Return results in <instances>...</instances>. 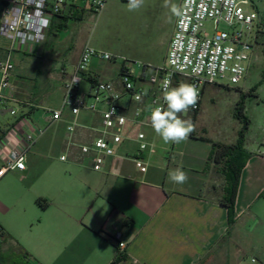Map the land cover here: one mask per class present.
<instances>
[{"label": "crops", "instance_id": "obj_1", "mask_svg": "<svg viewBox=\"0 0 264 264\" xmlns=\"http://www.w3.org/2000/svg\"><path fill=\"white\" fill-rule=\"evenodd\" d=\"M253 8L264 23V10L260 12L257 5ZM90 14L93 12L87 9L67 8L54 20L43 42L12 52L13 101L0 106V139L5 138L24 116L40 128L48 127L45 109L61 105L64 84L89 40L83 22ZM77 16L79 19L75 18ZM173 33L168 41V51ZM4 40L0 37V62L6 60L10 51V42ZM52 52L58 62L52 61L48 65L60 67V73L58 70L53 79L47 78V87L39 77L28 83L32 65L46 64L45 56ZM251 57L255 61L264 58V32ZM69 60L73 62L71 73L66 68ZM250 61L247 70L253 65ZM102 63L107 64V68L98 69ZM115 64L94 58L88 74L100 81L114 82L119 87L121 65L117 68ZM143 64L155 68L162 66L153 61ZM51 72L53 74V69L46 76ZM84 82L91 88L89 80ZM12 109L17 111L16 116L10 115ZM64 117L63 122L49 126L46 135L31 149L26 158V169L9 173L17 180V186L23 187L53 151L58 163H70L81 170L65 174L57 166H50L43 170L45 177L41 189L33 184L23 187L24 195L16 198V203L26 202L36 207L42 213L40 220H12L7 216L10 212L0 210L2 264H15L14 255L19 249L28 256L23 264L29 261L38 264H113L117 249L112 237L117 232L123 233L127 241L126 258L117 264H214L219 257H225L227 264L230 258L245 251L241 236L237 234L243 216L248 215L249 225L252 223L255 227L258 224L264 231V143L261 144L263 149L251 153L242 171L235 202V224L230 226L228 211L220 203L226 186L223 166L212 158V143L192 135L191 141L197 144L191 145L187 140L174 144L169 155L162 138L152 127H144L148 141L162 150L143 154L150 164L146 173H140L131 160L118 158L108 159L104 171L95 172L83 165L85 159L80 156L72 155L70 161H60L59 157L66 149V122L71 115L66 112ZM80 120L94 124L98 118L83 114ZM89 137L84 131H78L76 135L80 141H87ZM3 158L0 151V168L4 164ZM176 168L187 173L185 183L169 180L168 173ZM29 228L38 235L34 243L27 238ZM248 238L246 249L253 251L256 260L260 258L264 262V234L248 231Z\"/></svg>", "mask_w": 264, "mask_h": 264}, {"label": "built area", "instance_id": "obj_2", "mask_svg": "<svg viewBox=\"0 0 264 264\" xmlns=\"http://www.w3.org/2000/svg\"><path fill=\"white\" fill-rule=\"evenodd\" d=\"M105 5L106 0H0V37L10 42L7 58L0 62V106L13 101L11 55L14 50L43 42L54 20L67 8L87 9L100 15ZM251 5L250 0H182L166 64L158 68L111 53L106 58L105 53L109 52L86 43L71 77L64 84L60 107L45 109L48 127L40 128L24 116L0 139L4 157L0 178L9 172L25 170L31 149L49 126L65 120L66 112L71 118L66 122V149L60 161L68 162L70 156H80L85 159L84 166L103 172L108 159L118 158L131 160L140 173H146L150 164L142 156L147 152L155 154L158 148L148 141L143 128L151 127L149 117L155 107L166 108L162 100L164 80L171 78L172 86L185 82L197 88L198 102L187 114L200 111L207 87L238 86L246 75L251 52L264 32L260 14ZM208 24L212 25V31L207 28ZM221 25L226 30H221ZM94 58L108 63L121 62L119 87L114 82L89 76L88 69ZM134 66L140 69L138 76ZM87 80L91 88L81 92L80 87ZM10 114L16 116L17 111L12 109ZM83 114L97 117V123L81 122ZM78 131L90 135L89 139L78 140ZM1 236L0 228V247ZM112 241L117 256H125L127 241L123 233L117 232Z\"/></svg>", "mask_w": 264, "mask_h": 264}, {"label": "rangeland", "instance_id": "obj_3", "mask_svg": "<svg viewBox=\"0 0 264 264\" xmlns=\"http://www.w3.org/2000/svg\"><path fill=\"white\" fill-rule=\"evenodd\" d=\"M181 1L145 0L143 7L129 11L128 0H106V5L100 15L90 14L84 19L83 23L89 36L87 43L97 50L109 52L131 62L143 64L153 61L164 66L168 41L175 28ZM250 2H252L251 6L257 5L260 12L264 10V0H250ZM248 8L252 9L250 6ZM207 28L210 31L213 29L211 24H208ZM220 29L226 30V27L221 25ZM53 40L54 37L50 39V42ZM53 54L54 52L45 56V60L48 62L45 61L46 64L41 67L32 65L29 70L30 78H27L28 83H32V79L39 77L40 82L41 79L45 80H42V82H46L43 83V86L47 87V78L56 76L58 70L60 73V67L48 65L49 62V64L58 62ZM69 61L68 64L66 63V68L71 73L70 65L73 62ZM250 62L253 65L246 71L244 79L238 86L207 87L200 111L196 114H181L182 119L190 120L194 125V131L187 139L191 145L197 144L191 141L193 137L195 139L202 138L213 145L227 146L237 145L244 139L243 148L247 152L252 153L263 149L261 144L264 143V58L255 61L254 57H251ZM120 63L119 61L115 64L117 68H120ZM101 68H107V64L102 63L98 66V69ZM52 69L53 74L51 72L46 76V73ZM134 69L135 75L138 76L140 69L136 66ZM88 89H90V84L87 82H84L80 87V91L83 92ZM238 105L244 106V115L249 121L247 129L245 123L237 117ZM10 115L8 117H11ZM165 145H167L166 149L169 150L170 155L174 150V143ZM157 150L158 152L162 151L159 147ZM56 156L55 151L51 152L48 157L46 156L43 166L37 168L31 180L24 186L33 184L41 189L45 177L43 170H48L50 166H57L56 168L65 174L69 171L73 173L81 170L80 167L72 166L70 163L68 165L58 163L55 160ZM17 184L12 173L6 175L3 180L0 179V210L10 212L7 216L12 220H40L42 213L40 210L37 211L36 207L31 204L27 205L26 202L24 204L16 203V198L24 195V186L19 187ZM249 221L248 215L243 216L237 230V234L241 236V246L245 251H241L239 256H235L236 259L230 258L227 264H264L260 258L256 260L252 250L246 249V245L249 243L248 231L254 234L255 232L264 234L260 225L257 224L254 227L252 223L249 225ZM26 235L32 243L38 237L34 229L30 228ZM225 260V257H219L214 264H225ZM27 264H33V262L29 261Z\"/></svg>", "mask_w": 264, "mask_h": 264}, {"label": "clouds", "instance_id": "obj_4", "mask_svg": "<svg viewBox=\"0 0 264 264\" xmlns=\"http://www.w3.org/2000/svg\"><path fill=\"white\" fill-rule=\"evenodd\" d=\"M144 2L145 0H128V10H138L143 7ZM105 57L109 58L110 53H105ZM198 97L199 93L194 85L180 82L176 86H172L171 78L164 80L162 100L166 108L164 106L155 107L151 111L149 120L152 129L165 144L182 143L194 131L192 122L182 119L181 114L194 108ZM168 178L173 183L183 184L188 180V175L182 169L176 168L168 173Z\"/></svg>", "mask_w": 264, "mask_h": 264}, {"label": "trees", "instance_id": "obj_5", "mask_svg": "<svg viewBox=\"0 0 264 264\" xmlns=\"http://www.w3.org/2000/svg\"><path fill=\"white\" fill-rule=\"evenodd\" d=\"M79 19V16L75 17ZM237 117L241 119L246 126V129L249 126V121L245 118L244 115V106H237L236 109ZM193 134H191L192 136ZM244 139L237 144V145H221V144H215L212 158L214 161L223 166V175L225 178L226 186L224 189V196L222 199H220L221 205L226 207L228 211V218H229V225L233 226L235 224V202H236V196L238 191V185L239 180L242 174V171L244 167L246 166V163L248 159L251 156V153L247 152L243 148ZM14 263L17 264H23L26 259H28V256L23 250L19 249L17 252H15L14 255ZM126 257L123 256H117L113 264H117L121 261H123Z\"/></svg>", "mask_w": 264, "mask_h": 264}, {"label": "water", "instance_id": "obj_6", "mask_svg": "<svg viewBox=\"0 0 264 264\" xmlns=\"http://www.w3.org/2000/svg\"><path fill=\"white\" fill-rule=\"evenodd\" d=\"M10 112H11V110H10Z\"/></svg>", "mask_w": 264, "mask_h": 264}]
</instances>
